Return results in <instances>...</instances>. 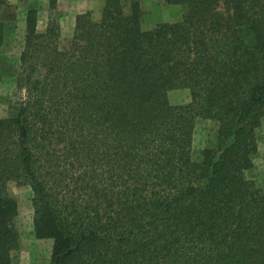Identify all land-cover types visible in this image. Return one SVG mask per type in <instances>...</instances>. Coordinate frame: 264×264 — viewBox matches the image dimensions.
<instances>
[{"label": "trees", "instance_id": "16d2710c", "mask_svg": "<svg viewBox=\"0 0 264 264\" xmlns=\"http://www.w3.org/2000/svg\"><path fill=\"white\" fill-rule=\"evenodd\" d=\"M181 20L141 26L138 1L75 17L61 50L57 0L25 17L16 113L0 118V264L32 193L49 264H264V189L246 178L264 120V0H163ZM7 0H0V12ZM6 34L0 20V48ZM187 89L190 102L169 104ZM214 140L192 160L197 120Z\"/></svg>", "mask_w": 264, "mask_h": 264}, {"label": "rangeland", "instance_id": "374dc122", "mask_svg": "<svg viewBox=\"0 0 264 264\" xmlns=\"http://www.w3.org/2000/svg\"><path fill=\"white\" fill-rule=\"evenodd\" d=\"M55 17L59 22L63 17L62 28L67 33L59 41L61 50H68L73 37L74 24L67 17H71V6L67 0H57ZM132 1H138L142 10L141 26L149 30L156 24L176 23L181 20L182 8L169 6L163 0H122L126 9ZM75 12L80 6L79 0H74ZM87 3V5H86ZM104 0H81V9L90 8L94 21L100 18ZM37 11V30L43 32L49 18L48 0H7V6L0 12V20L5 24L6 34L0 48V118H10L16 113V101L19 95L15 90V73L19 65V57L23 48L25 34V17L28 10ZM87 12V11H86ZM85 12V13H86ZM83 14V13H82ZM44 28V29H43ZM170 105H185L190 102L187 89L174 90L168 93ZM217 126L214 122L199 119L195 123L192 160L199 162L204 149L214 140ZM258 135V154L253 161V169L246 173V178L253 181L256 187L264 189V120ZM9 194L17 203V217L15 228L18 232V248L11 253L12 264H49L51 255V240H37L32 225V193L26 186H8Z\"/></svg>", "mask_w": 264, "mask_h": 264}, {"label": "crops", "instance_id": "0c3cea01", "mask_svg": "<svg viewBox=\"0 0 264 264\" xmlns=\"http://www.w3.org/2000/svg\"><path fill=\"white\" fill-rule=\"evenodd\" d=\"M68 2H69V6H71V9L73 10L74 9V6H72V5H76V2H75V4H74V0H67ZM103 1V0H102ZM58 2V1H57ZM79 4H80V6H77V8H76V11L75 12H71V9H70V13L68 14L69 16L71 15V17H67L69 20H71L72 21V24H74V21H75V17L77 16V15H80V14H82V13H85L86 11L87 12H89V11H91V9L90 8H87V7H84L83 9H81V0H79ZM86 5H87V3H86ZM63 20L65 21L66 20V18L65 17H63ZM62 19H61V22H59V24H60V28H61V39H62V37L64 36V35H66L67 33L65 32V30H63V28H62V21H63ZM44 29V28H43ZM74 30V29H73Z\"/></svg>", "mask_w": 264, "mask_h": 264}]
</instances>
